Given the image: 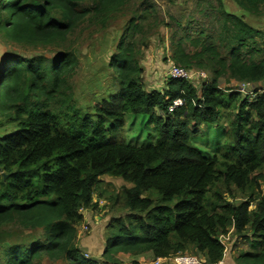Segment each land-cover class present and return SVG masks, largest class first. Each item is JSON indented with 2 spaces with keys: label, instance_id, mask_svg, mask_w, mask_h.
<instances>
[{
  "label": "trees",
  "instance_id": "trees-1",
  "mask_svg": "<svg viewBox=\"0 0 264 264\" xmlns=\"http://www.w3.org/2000/svg\"><path fill=\"white\" fill-rule=\"evenodd\" d=\"M130 1L0 0L3 37L54 47L51 57L8 52L0 62V227L17 219L39 234L25 245H6L0 264H37L43 255L71 264H123L119 253L190 254L217 264L226 250L220 236L230 227L250 247L236 264H264V94L250 99L219 84L228 76L261 87L264 31L221 9L216 35L191 28L173 33L172 61L208 70L211 78L200 89L168 79L164 89L148 90L136 40L156 10L144 6L111 56L109 84L83 109L73 96L78 60L65 47L67 37L83 23L107 26ZM235 1L252 14L264 9V0ZM177 99L184 104L170 113ZM130 113L149 116L153 140L125 139ZM223 121L230 139L216 153L194 144L202 127ZM105 175L132 186L114 198H123L128 212L108 222L100 262L74 244L82 209L91 206ZM234 189L247 199L227 201Z\"/></svg>",
  "mask_w": 264,
  "mask_h": 264
},
{
  "label": "rangeland",
  "instance_id": "rangeland-1",
  "mask_svg": "<svg viewBox=\"0 0 264 264\" xmlns=\"http://www.w3.org/2000/svg\"><path fill=\"white\" fill-rule=\"evenodd\" d=\"M153 6L156 14L144 25L143 32L137 36L140 47V63L144 67L142 75L146 88L150 90L168 73L172 45L170 38L173 33H183V29L205 30L207 34H217L219 28L218 12L224 11L242 17L252 27L264 31V9L259 14H252L241 8L235 0H131L120 12L113 13L107 21V26L80 24L67 37L65 47L72 51L78 60L76 73L72 79L73 96L77 104L86 109L95 100L97 93H101L109 84L111 56L119 42L121 35L133 14L144 6ZM156 16V17H155ZM163 20L164 24L159 23ZM0 40L5 44L9 53H16L25 58L38 55L53 56L52 46H22L0 34ZM194 77L191 82L198 88L210 80L211 75L205 69H191ZM222 88L245 89L254 91L251 83L237 82L228 76L220 79ZM246 84V85H244ZM258 86V85H257ZM259 86L263 87L264 83ZM228 121L219 126H204L202 132L193 138V142L208 154H214L218 147L230 138L227 132ZM226 129V130H225ZM155 136V126L149 122L148 115L128 114L124 137L135 144L147 143ZM102 184L93 195L91 206L82 209L83 221L77 226L75 246L80 248L87 258L102 262L106 244V228L111 218L123 216L128 208L123 198L114 201L124 187L132 184L120 177L105 175L101 177ZM264 189V182H262ZM246 195L234 189L226 195V200L239 204L246 200ZM37 231L25 229L15 219L0 227V258L7 249L6 245H25L37 237ZM220 240L225 245V264H236L235 258L249 250V242L237 234L234 227H230L227 234L221 235ZM84 248H88L85 250ZM190 255V254H186ZM123 264H131L137 260L140 264H152V257L135 258L130 254L116 255ZM194 256V255H191ZM201 257V256H197ZM37 264H71L64 257L43 255ZM161 264H175L163 261Z\"/></svg>",
  "mask_w": 264,
  "mask_h": 264
},
{
  "label": "built area",
  "instance_id": "built-area-1",
  "mask_svg": "<svg viewBox=\"0 0 264 264\" xmlns=\"http://www.w3.org/2000/svg\"><path fill=\"white\" fill-rule=\"evenodd\" d=\"M167 76L169 80L171 79L187 80L190 82L192 78L194 77L193 71L191 69H186L184 67H181L177 65L176 63H174L172 60H170V66H169ZM253 87H254V91L252 92L245 90V89H235V90L241 92L243 95H248L250 99H254L257 93L264 94V86L263 87L253 86ZM183 104H184V101L182 99L175 100L173 105L170 106L169 112L173 113L177 107L183 106ZM163 261H171V262H174L175 264H209L206 262L204 258L197 257V256H191V255H183V254H179L176 256H172V257H166V258H157L152 262V264H161ZM217 264H225V263L222 260Z\"/></svg>",
  "mask_w": 264,
  "mask_h": 264
},
{
  "label": "crops",
  "instance_id": "crops-1",
  "mask_svg": "<svg viewBox=\"0 0 264 264\" xmlns=\"http://www.w3.org/2000/svg\"><path fill=\"white\" fill-rule=\"evenodd\" d=\"M7 53H8V50L6 49L4 42L2 40H0V62ZM162 75L163 74L160 73L159 83L155 87H152L150 90H153V89L162 90L166 87V83L168 80L167 73H166V76L164 79L161 78ZM84 249L87 250L88 248H84Z\"/></svg>",
  "mask_w": 264,
  "mask_h": 264
}]
</instances>
